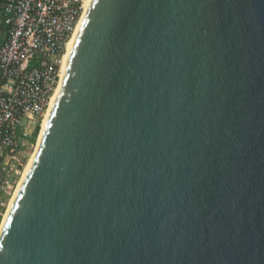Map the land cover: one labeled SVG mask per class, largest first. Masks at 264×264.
<instances>
[{
  "label": "water",
  "instance_id": "1",
  "mask_svg": "<svg viewBox=\"0 0 264 264\" xmlns=\"http://www.w3.org/2000/svg\"><path fill=\"white\" fill-rule=\"evenodd\" d=\"M0 264H264V0H90Z\"/></svg>",
  "mask_w": 264,
  "mask_h": 264
},
{
  "label": "built area",
  "instance_id": "2",
  "mask_svg": "<svg viewBox=\"0 0 264 264\" xmlns=\"http://www.w3.org/2000/svg\"><path fill=\"white\" fill-rule=\"evenodd\" d=\"M85 1L0 3V225L30 158L34 132L59 86Z\"/></svg>",
  "mask_w": 264,
  "mask_h": 264
},
{
  "label": "bare ground",
  "instance_id": "3",
  "mask_svg": "<svg viewBox=\"0 0 264 264\" xmlns=\"http://www.w3.org/2000/svg\"><path fill=\"white\" fill-rule=\"evenodd\" d=\"M89 2H90V0H86V1H85V9L87 8ZM85 9H84V12H85ZM84 12H83V14H82V17H81V19H80V22H79V24H78V26H77V28H76V31H75V33H74L72 39H71V40L68 42V44H67V51H66V54H65V56H64V59H63V65H62V68H61V78H60L59 86H58V88L56 89V92H55V94H54V96L52 97V100H51V102H50V106H49L47 112H46L45 115H44L43 121H42V123H41V130H40V133H39V136H38V139H37V144H36L35 150H34V152L32 153L31 157L29 158L28 163H27V165L25 166L23 176H22V178H21V180H20V182H19V184H18V187H17L15 193H14V196L11 198V200H10V202H9L8 208H7L6 213H5L4 217H3L2 223H1V225H0V230H1V227H2V225H3V223H4L5 219H6V216H7V214H8L9 209H10V206H11V204H12V201H13V199H14V197H15V195H16V193H17V191H18V189H19V187H20V185H21V183H22V181H23V179H24V177H25V175H26L28 169L30 168L31 162H32V160H33V157H34V155H35V152H36V149H37V147H38L39 141H40V139H41V135H42V132H43V129H44V126H45V123H46V120H47V117H48V114H49V111H50L51 105H52V102H53L54 98L56 97L57 93L59 92V89H60V86H61V83H62L63 74H64V71H65L66 58H67V56H68V53H69V51H70V48H71L72 42H73V40H74V37H75V35H76L77 31H78V28H79V26H80V23H81V21H82V18H83Z\"/></svg>",
  "mask_w": 264,
  "mask_h": 264
},
{
  "label": "rangeland",
  "instance_id": "4",
  "mask_svg": "<svg viewBox=\"0 0 264 264\" xmlns=\"http://www.w3.org/2000/svg\"><path fill=\"white\" fill-rule=\"evenodd\" d=\"M40 130H41V127H39V132H38L37 137L35 138L36 141H35L34 144H33V148L31 149L30 157H31L32 153H33L34 150H35V147H36V144H37V139H38V136H39ZM27 163H28V162H27ZM26 165H27V164H26ZM9 202H10V201H9ZM8 205H9V204H8ZM7 208H8V206L3 210V215H5ZM3 217H4V216H3Z\"/></svg>",
  "mask_w": 264,
  "mask_h": 264
},
{
  "label": "trees",
  "instance_id": "5",
  "mask_svg": "<svg viewBox=\"0 0 264 264\" xmlns=\"http://www.w3.org/2000/svg\"><path fill=\"white\" fill-rule=\"evenodd\" d=\"M3 1L4 0H0V3H3ZM0 18H1V12H0ZM3 29H4V27L3 26H1V30L3 31ZM38 132H39V128L34 132V138H36L37 137V135H38Z\"/></svg>",
  "mask_w": 264,
  "mask_h": 264
}]
</instances>
